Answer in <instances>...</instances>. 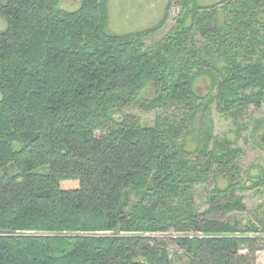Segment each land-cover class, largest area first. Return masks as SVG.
<instances>
[{
    "label": "trees",
    "instance_id": "1",
    "mask_svg": "<svg viewBox=\"0 0 264 264\" xmlns=\"http://www.w3.org/2000/svg\"><path fill=\"white\" fill-rule=\"evenodd\" d=\"M58 1L0 0V264H178L153 235L169 230L185 264H255L264 217L261 230L228 221L245 209L241 150L208 119L213 103L237 115L264 102V0H177L151 44L159 26L111 32L107 0ZM148 82L145 107L166 113L143 125L121 109ZM219 175L227 185L196 209L187 184Z\"/></svg>",
    "mask_w": 264,
    "mask_h": 264
},
{
    "label": "rangeland",
    "instance_id": "2",
    "mask_svg": "<svg viewBox=\"0 0 264 264\" xmlns=\"http://www.w3.org/2000/svg\"><path fill=\"white\" fill-rule=\"evenodd\" d=\"M198 1L206 6L218 4L221 0ZM79 5L80 0L58 1V7L65 11L76 10ZM107 10L108 28L116 34L135 33L159 26L158 29L144 38L146 43L151 44L167 35L175 23V17L180 11V6L177 0H107ZM4 28L5 21L0 17V31ZM196 40L197 45H200L201 40L198 38ZM209 85L210 78L206 74L198 75L193 83V87L199 95H205ZM154 91V85L148 82L130 105L121 109V114L132 115L138 118L143 125H152L156 116L166 113L162 109H147L145 107L147 101L154 96ZM208 120L210 121L212 136L227 138L232 142V147L241 150L233 158L238 169L234 180L243 187L242 189L236 188L235 196L240 197L245 209L243 211H231L226 217L231 224L237 225L240 229L253 226L261 230L258 220L264 217V181L259 179V174L262 173L261 171L264 168V102L259 107L251 105L244 108L237 115L220 112L213 103L210 106ZM188 144L189 147L187 148H194V137L188 141ZM227 183L226 178L219 175L215 179L209 177L208 181L204 183L197 182L192 185L188 183L186 188L192 198L194 207L203 210L207 206V197L210 192L214 188H224ZM60 185L69 187L72 183L63 181ZM134 201H136V196L129 193L126 208L128 209V206ZM261 232L253 233L254 236L263 238V247L256 253L255 264H264V233ZM153 235L166 239L164 242L167 245L170 258L177 259L178 257V264L186 263L183 251L178 248L172 239L176 236H184V234L169 230L166 233H153Z\"/></svg>",
    "mask_w": 264,
    "mask_h": 264
}]
</instances>
